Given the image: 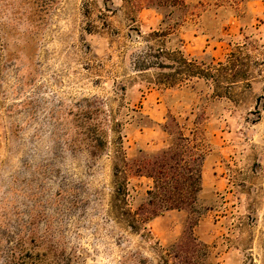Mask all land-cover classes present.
<instances>
[{
  "label": "rangeland",
  "instance_id": "374dc122",
  "mask_svg": "<svg viewBox=\"0 0 264 264\" xmlns=\"http://www.w3.org/2000/svg\"><path fill=\"white\" fill-rule=\"evenodd\" d=\"M176 50L225 70L156 84ZM120 140L203 154L197 203L113 222ZM0 264H264V0H0Z\"/></svg>",
  "mask_w": 264,
  "mask_h": 264
},
{
  "label": "trees",
  "instance_id": "16d2710c",
  "mask_svg": "<svg viewBox=\"0 0 264 264\" xmlns=\"http://www.w3.org/2000/svg\"><path fill=\"white\" fill-rule=\"evenodd\" d=\"M154 35L159 36L160 34L156 32ZM159 52L162 53L163 50L160 49ZM166 53L170 54L179 66L175 65L173 72L158 77L156 84L171 87L176 81H183L179 77L183 73L181 68L185 66L188 67L186 70L189 72V76L205 79L212 76H221L225 70V65L220 62L214 64L212 61L204 62L198 60V58L188 61L179 50L166 51ZM172 65L163 62L159 66L172 68ZM94 129L97 132L96 128ZM101 132L100 130L97 132V138L91 144L92 153L106 150L107 145ZM177 139L185 142V145H188L191 140L190 137L183 134L177 136ZM117 144L119 150L115 154L118 162L114 165L115 172L113 173L115 187L111 203L107 207L113 222L116 224L124 222L131 232H139L140 230L150 232L148 224L152 218L163 214L165 211H180L188 205L197 203L199 193L202 190L201 167L204 159L203 154H196L191 148L185 149L182 143L177 142L157 153H145L140 158L127 160L126 150L122 148V141H118ZM129 171H132L133 176H145L151 180V184L146 191L147 197L135 208L132 207L129 201L130 189L126 180ZM197 220L198 217L189 223L188 233L190 240L195 242L194 244L204 246V243L193 236L192 229ZM164 251H168V249L165 248ZM166 255H170L169 252H166ZM173 257H176V255L174 254Z\"/></svg>",
  "mask_w": 264,
  "mask_h": 264
}]
</instances>
